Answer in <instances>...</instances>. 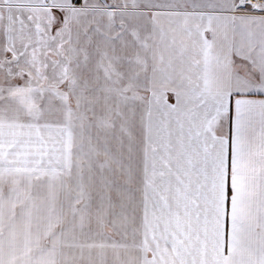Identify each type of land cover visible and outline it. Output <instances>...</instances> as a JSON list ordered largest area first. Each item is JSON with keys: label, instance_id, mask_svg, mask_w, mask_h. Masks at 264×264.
<instances>
[{"label": "snow or ice", "instance_id": "snow-or-ice-1", "mask_svg": "<svg viewBox=\"0 0 264 264\" xmlns=\"http://www.w3.org/2000/svg\"><path fill=\"white\" fill-rule=\"evenodd\" d=\"M0 264H264V0H0Z\"/></svg>", "mask_w": 264, "mask_h": 264}]
</instances>
